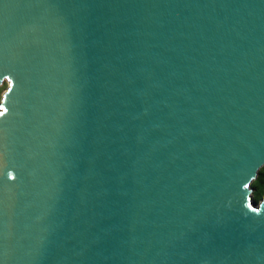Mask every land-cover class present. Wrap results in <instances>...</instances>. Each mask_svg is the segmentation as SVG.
I'll return each instance as SVG.
<instances>
[{"label":"water","instance_id":"obj_1","mask_svg":"<svg viewBox=\"0 0 264 264\" xmlns=\"http://www.w3.org/2000/svg\"><path fill=\"white\" fill-rule=\"evenodd\" d=\"M0 264H264V0H0Z\"/></svg>","mask_w":264,"mask_h":264},{"label":"trees","instance_id":"obj_2","mask_svg":"<svg viewBox=\"0 0 264 264\" xmlns=\"http://www.w3.org/2000/svg\"><path fill=\"white\" fill-rule=\"evenodd\" d=\"M251 188L254 189L253 199L258 203L264 197V167L260 169L258 177L251 184Z\"/></svg>","mask_w":264,"mask_h":264},{"label":"rangeland","instance_id":"obj_3","mask_svg":"<svg viewBox=\"0 0 264 264\" xmlns=\"http://www.w3.org/2000/svg\"><path fill=\"white\" fill-rule=\"evenodd\" d=\"M7 86H8V84L6 82H4L3 85L0 86V102H1V99H2V96H3V93L7 89ZM253 192H254V189H253ZM252 198H253V194H252ZM261 200H259V201H261Z\"/></svg>","mask_w":264,"mask_h":264}]
</instances>
